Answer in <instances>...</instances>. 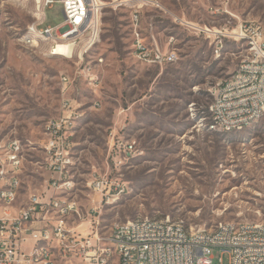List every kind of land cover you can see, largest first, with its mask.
<instances>
[{
	"label": "rangeland",
	"instance_id": "obj_1",
	"mask_svg": "<svg viewBox=\"0 0 264 264\" xmlns=\"http://www.w3.org/2000/svg\"><path fill=\"white\" fill-rule=\"evenodd\" d=\"M103 1L100 36L83 62L96 68L92 85L77 75V60L47 54L42 42L22 43L30 23L40 25L42 19L41 29L63 23L60 2L38 8L37 0H0V141L20 139L30 161L41 159L45 125L60 112V76L66 72L74 78L71 94L79 112L73 174L83 203L99 198L87 181L111 161L114 140L135 141L138 150L113 173L126 182L127 193L104 204L93 226L107 232L117 220L147 214H171L187 227L208 229L220 221L264 222V116L241 131L216 132L207 125L209 89L237 70L251 52L249 44L228 36L218 46L213 34L176 21L232 30L254 20L264 27V0H155L159 6L150 0ZM136 8L145 32L177 51L176 62L150 66L134 58ZM36 168L35 162L27 164L26 180L41 188L45 175ZM213 254V264H220L221 251Z\"/></svg>",
	"mask_w": 264,
	"mask_h": 264
},
{
	"label": "built area",
	"instance_id": "obj_2",
	"mask_svg": "<svg viewBox=\"0 0 264 264\" xmlns=\"http://www.w3.org/2000/svg\"><path fill=\"white\" fill-rule=\"evenodd\" d=\"M38 8L60 2L64 21L41 29L53 31V39H42V50L50 55L77 60L80 77L95 85L96 68L84 65L89 50L97 43L102 26L103 0H37ZM152 6H159L150 0ZM36 15V13H35ZM141 10L131 14L135 38L134 58L146 65H166L177 61L178 53L163 46L154 33H146L141 24ZM92 21V28H85ZM176 21L198 33L246 39L251 57L241 60L228 78L217 81L208 109L212 123L229 126L253 122L264 116V27L260 22H242L232 30H206L187 20ZM211 29V28H210ZM215 30V29H212ZM28 41L22 43L28 47ZM219 52V48L215 49ZM102 59V58H101ZM63 96L60 112L47 121L48 132L41 144L42 157L30 161L28 146L20 139L0 141V264H213L214 249H219L220 264L228 255V264H264V222L220 221V232L208 235L199 225L198 232H187L186 221L171 214L140 215L112 223L107 232L93 226L104 204H111L124 194V182L113 173L120 172L131 156L137 154L135 141L118 138L110 145L111 161L102 171L91 173L87 188L99 198L87 197L86 205L76 193L73 141L70 120L79 115L73 97L74 78L60 76ZM35 162L43 171V185L33 188L27 183V164ZM89 219V221H87ZM45 241V248H38Z\"/></svg>",
	"mask_w": 264,
	"mask_h": 264
},
{
	"label": "bare ground",
	"instance_id": "obj_3",
	"mask_svg": "<svg viewBox=\"0 0 264 264\" xmlns=\"http://www.w3.org/2000/svg\"><path fill=\"white\" fill-rule=\"evenodd\" d=\"M192 23H194V22H192ZM31 25H37V24H31ZM85 28H92V21H85ZM205 28H206V30H211V31L217 32V29L212 30L209 27H205ZM23 39L29 40L28 43L30 45H35V44H39L40 42H42V39H53V34H51L49 31H47L46 34H43L40 32L39 29H33L32 30L31 27L28 26L27 34L23 37ZM247 57H251V52ZM243 60H245V59H243ZM214 86H217V82L209 90L213 91ZM263 91H264V83H263ZM210 116H216V109H208L209 122L207 125H208L209 130L216 131V132L237 131V126H229L227 129L226 127L223 126L222 122H214V125H213L212 119ZM77 118H78V115L70 120V127H69L70 138H72L74 135V127H75V122H76ZM259 120L260 119H256V120H253V122H247V123L240 124V131L251 126L252 124H254L255 122H257ZM44 131L48 132V124L45 125ZM128 188L129 187L126 184L124 187V194L127 193ZM117 199H119V198H116V200ZM198 231H199V226L187 227V232H198ZM216 232H220V225H215L212 229H208V235H216ZM38 248H45V241H38Z\"/></svg>",
	"mask_w": 264,
	"mask_h": 264
},
{
	"label": "trees",
	"instance_id": "obj_4",
	"mask_svg": "<svg viewBox=\"0 0 264 264\" xmlns=\"http://www.w3.org/2000/svg\"><path fill=\"white\" fill-rule=\"evenodd\" d=\"M47 23H48V21H47Z\"/></svg>",
	"mask_w": 264,
	"mask_h": 264
}]
</instances>
